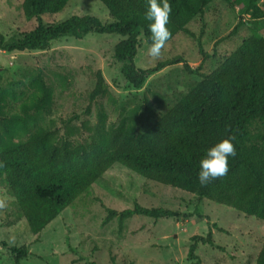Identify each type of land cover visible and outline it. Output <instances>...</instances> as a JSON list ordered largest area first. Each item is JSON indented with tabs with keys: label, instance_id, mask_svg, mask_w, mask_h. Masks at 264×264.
Here are the masks:
<instances>
[{
	"label": "trees",
	"instance_id": "1",
	"mask_svg": "<svg viewBox=\"0 0 264 264\" xmlns=\"http://www.w3.org/2000/svg\"><path fill=\"white\" fill-rule=\"evenodd\" d=\"M68 1L22 0L23 16L35 19L36 25L8 39L0 35V51H44L64 37L118 35L124 39L114 46L113 59L121 63L119 72L124 81L135 89L156 72L183 63L181 57H175L148 69L136 67L139 38L147 46L151 43L149 21L145 19L147 0H98L112 19L109 23L93 16H74L54 24L43 22V16L60 12ZM214 1L169 0L171 37L167 42L179 33L191 36L186 26ZM223 1L237 8L239 14L231 33L243 26V18L247 17L252 34L208 74H199L183 63V68L200 81L142 134L136 133L133 111L110 129L101 122L88 144L73 145L56 132L42 128L28 135L34 114L51 106L52 90L41 75H29L31 92L19 105V114L5 107L8 93L0 91V182L14 197L16 209L32 235H38L115 163L145 180L192 195L195 209L206 200L259 220L264 229V11L258 0ZM95 76L91 100L105 93L100 71ZM141 114L150 119L154 111L146 105ZM229 137H234L236 155L229 158L228 174L201 186L197 178L201 158L208 148ZM105 212L102 225L113 219L121 224L134 215L155 220L185 216L162 208H144L136 202L131 209L117 212L105 208ZM202 218L197 215V219ZM213 229L223 232L212 223L205 237H190V264H200L195 255L198 245L214 246ZM11 253L14 264H19L28 255V248H12ZM255 264H264V239Z\"/></svg>",
	"mask_w": 264,
	"mask_h": 264
},
{
	"label": "rangeland",
	"instance_id": "2",
	"mask_svg": "<svg viewBox=\"0 0 264 264\" xmlns=\"http://www.w3.org/2000/svg\"><path fill=\"white\" fill-rule=\"evenodd\" d=\"M21 3L0 0V35L6 39L36 25L35 19L23 16ZM258 5L264 11V0H258ZM74 16H93L102 23L112 21L98 0H69L60 12L45 15L42 20L54 24ZM238 19L237 8L215 0L186 26L192 35L177 34L165 44L159 58L148 55L149 46L140 37L134 63L148 69L181 57L190 69L208 74L252 34L247 17L243 18L245 24L231 33ZM123 39L114 34L89 33L82 39L61 38L44 51H0V91L8 93L5 107L19 114V105L31 92L28 76L39 74L52 90L53 101L47 110L34 114L28 135L42 128L73 145L88 144L101 122L110 129L133 111L136 133H144L200 78L178 63L147 77L139 89L129 86L120 75L121 63L113 59L114 46ZM98 71L105 93L91 100L89 94ZM146 105L154 111L153 118L141 114ZM193 199L115 163L38 235H32L16 209L14 197L0 182V264H14L11 249L24 246L28 255L19 264H190V237H205L212 223L223 232L212 230L213 247L197 246L195 255L200 264H255L264 239L262 223L206 200L195 209ZM134 202L185 216L155 220L134 215L121 224L113 219L102 225L105 208L120 212L131 209ZM197 215L204 218L199 220Z\"/></svg>",
	"mask_w": 264,
	"mask_h": 264
},
{
	"label": "clouds",
	"instance_id": "3",
	"mask_svg": "<svg viewBox=\"0 0 264 264\" xmlns=\"http://www.w3.org/2000/svg\"><path fill=\"white\" fill-rule=\"evenodd\" d=\"M171 13L169 0H147L145 19L149 21L148 29L151 33L148 55L152 58H159L162 48L171 37L168 28ZM233 140L234 137L223 139L207 149L199 162L197 178L201 186H207L228 174L229 158L236 155Z\"/></svg>",
	"mask_w": 264,
	"mask_h": 264
}]
</instances>
